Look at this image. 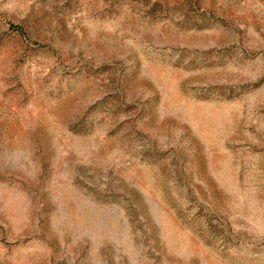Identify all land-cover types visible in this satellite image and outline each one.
<instances>
[{
    "label": "rangeland",
    "instance_id": "obj_1",
    "mask_svg": "<svg viewBox=\"0 0 264 264\" xmlns=\"http://www.w3.org/2000/svg\"><path fill=\"white\" fill-rule=\"evenodd\" d=\"M0 264H264V0H0Z\"/></svg>",
    "mask_w": 264,
    "mask_h": 264
}]
</instances>
